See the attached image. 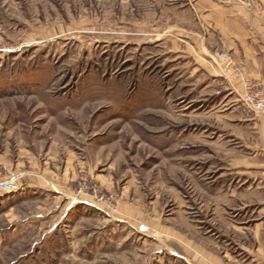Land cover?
<instances>
[{
	"label": "rangeland",
	"instance_id": "obj_1",
	"mask_svg": "<svg viewBox=\"0 0 264 264\" xmlns=\"http://www.w3.org/2000/svg\"><path fill=\"white\" fill-rule=\"evenodd\" d=\"M178 1L0 0V264H188L179 233L222 253L256 211L236 160L264 157L178 55Z\"/></svg>",
	"mask_w": 264,
	"mask_h": 264
},
{
	"label": "crops",
	"instance_id": "obj_2",
	"mask_svg": "<svg viewBox=\"0 0 264 264\" xmlns=\"http://www.w3.org/2000/svg\"><path fill=\"white\" fill-rule=\"evenodd\" d=\"M177 4L178 22L174 28L178 31V40L189 42L197 48V52L189 55L177 48L178 55L195 60L194 74L203 76V82L215 92H220V85L225 87L221 91L230 94L225 106L231 111L219 116L232 126L236 123L233 129L240 134L239 138L256 139V143H251L253 156L264 157V114L251 116L237 98V93L243 90L244 78L264 81V0H254L252 7L218 0H182ZM220 51L227 52L232 63L229 69L219 63L213 70L209 64L210 58H217ZM233 68H237L238 73L229 77V81L220 76L221 70L226 73ZM233 93H236L235 96ZM236 162V167L264 172V159L256 162V159L243 154L242 159ZM258 178L242 195L234 197V191L232 193V200L237 202L241 198L242 208L252 207L256 211L243 210L239 215L233 213L224 216L227 226L225 240L228 244L222 253L179 233L188 242V245L184 243L183 259L186 263L264 264V177ZM251 188L257 189L251 191Z\"/></svg>",
	"mask_w": 264,
	"mask_h": 264
},
{
	"label": "built area",
	"instance_id": "obj_3",
	"mask_svg": "<svg viewBox=\"0 0 264 264\" xmlns=\"http://www.w3.org/2000/svg\"><path fill=\"white\" fill-rule=\"evenodd\" d=\"M227 4H237L252 7L253 0H219ZM220 60L227 61L229 58L227 52L218 53ZM244 102L255 112L264 113V81L244 78ZM2 190V189H1Z\"/></svg>",
	"mask_w": 264,
	"mask_h": 264
},
{
	"label": "bare ground",
	"instance_id": "obj_4",
	"mask_svg": "<svg viewBox=\"0 0 264 264\" xmlns=\"http://www.w3.org/2000/svg\"><path fill=\"white\" fill-rule=\"evenodd\" d=\"M14 188H16V183L14 180L0 183V189L2 190L9 191V190H13Z\"/></svg>",
	"mask_w": 264,
	"mask_h": 264
}]
</instances>
